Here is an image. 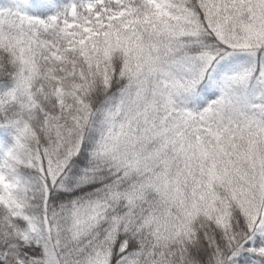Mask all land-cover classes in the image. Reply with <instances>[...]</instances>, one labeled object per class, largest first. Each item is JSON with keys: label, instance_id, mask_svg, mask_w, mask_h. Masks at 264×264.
<instances>
[{"label": "snow or ice", "instance_id": "snow-or-ice-1", "mask_svg": "<svg viewBox=\"0 0 264 264\" xmlns=\"http://www.w3.org/2000/svg\"><path fill=\"white\" fill-rule=\"evenodd\" d=\"M0 264H264V0H0Z\"/></svg>", "mask_w": 264, "mask_h": 264}]
</instances>
